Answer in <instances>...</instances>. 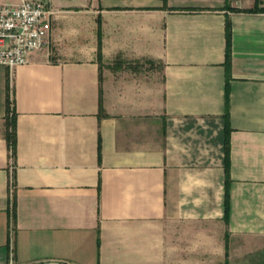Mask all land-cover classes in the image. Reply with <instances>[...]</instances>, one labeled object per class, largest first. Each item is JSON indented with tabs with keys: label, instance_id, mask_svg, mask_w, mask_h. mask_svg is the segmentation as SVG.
<instances>
[{
	"label": "crops",
	"instance_id": "0c3cea01",
	"mask_svg": "<svg viewBox=\"0 0 264 264\" xmlns=\"http://www.w3.org/2000/svg\"><path fill=\"white\" fill-rule=\"evenodd\" d=\"M42 1L46 45L0 65V264H264L255 0Z\"/></svg>",
	"mask_w": 264,
	"mask_h": 264
},
{
	"label": "built area",
	"instance_id": "2783aa9c",
	"mask_svg": "<svg viewBox=\"0 0 264 264\" xmlns=\"http://www.w3.org/2000/svg\"><path fill=\"white\" fill-rule=\"evenodd\" d=\"M51 9L42 0L0 2V65L12 68L29 61L33 51L42 49L50 30ZM6 264H66L55 258Z\"/></svg>",
	"mask_w": 264,
	"mask_h": 264
},
{
	"label": "trees",
	"instance_id": "16d2710c",
	"mask_svg": "<svg viewBox=\"0 0 264 264\" xmlns=\"http://www.w3.org/2000/svg\"><path fill=\"white\" fill-rule=\"evenodd\" d=\"M262 0H255V4L253 7L248 9H243L246 11H264V6H261ZM225 37H226V50H225V65L227 68V76L229 71L230 64V51H231V23L229 18H226L225 21ZM100 46V43H99ZM100 53V49L98 50ZM224 170H225V195H224V203H225V219H227L228 212V200H229V137L228 134L230 132V124H229V86L228 82L225 86V112H224ZM11 124V125H10ZM11 126L10 133L8 134V141L14 153V144H15V132H14V121L9 123Z\"/></svg>",
	"mask_w": 264,
	"mask_h": 264
},
{
	"label": "rangeland",
	"instance_id": "374dc122",
	"mask_svg": "<svg viewBox=\"0 0 264 264\" xmlns=\"http://www.w3.org/2000/svg\"><path fill=\"white\" fill-rule=\"evenodd\" d=\"M195 1H198V0H195ZM209 1H211V3H221V2H223V3H225L224 2V0H199V2H201V3H209ZM228 1H233V0H228Z\"/></svg>",
	"mask_w": 264,
	"mask_h": 264
}]
</instances>
